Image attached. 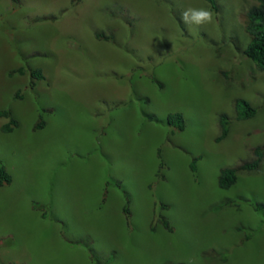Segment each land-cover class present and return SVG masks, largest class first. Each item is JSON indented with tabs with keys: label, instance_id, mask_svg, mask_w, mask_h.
<instances>
[{
	"label": "rangeland",
	"instance_id": "rangeland-1",
	"mask_svg": "<svg viewBox=\"0 0 264 264\" xmlns=\"http://www.w3.org/2000/svg\"><path fill=\"white\" fill-rule=\"evenodd\" d=\"M216 4L0 0V111L19 123L5 134L0 118L12 177L0 188V264H264V71L243 54L254 2ZM190 7L213 21L186 23ZM239 98L254 118L236 119ZM257 149V169L242 170ZM222 168L236 173L229 190ZM157 204L173 232L155 222Z\"/></svg>",
	"mask_w": 264,
	"mask_h": 264
},
{
	"label": "trees",
	"instance_id": "trees-1",
	"mask_svg": "<svg viewBox=\"0 0 264 264\" xmlns=\"http://www.w3.org/2000/svg\"><path fill=\"white\" fill-rule=\"evenodd\" d=\"M207 2L213 11L217 10L216 0H204ZM253 6L247 11L244 20V31L248 37V43L246 48L243 51L244 56L253 62L257 68L261 71H264V0H253ZM98 39H102V35H97ZM26 70L23 67L18 68L17 70L11 71L9 76L12 77L15 74L23 76ZM30 76L35 80H43V75L41 70H34L30 72ZM45 109L41 110L39 114L38 121L33 127L34 131L41 130L45 127L46 123L43 119L42 114L45 113ZM256 111L251 107V105L245 101L244 99H237L235 101V116L238 121H247L255 117ZM0 118L8 119V122L1 127V132L5 134L12 133L16 128H18L19 123L17 120L12 118V113L10 110L0 111ZM166 122L172 129L174 133L183 132L185 130V121L181 113L178 112H169L166 117ZM219 125L221 128V139L225 138L228 135V126L229 120L226 115L222 114L219 116ZM158 157L160 158V152H158ZM254 160L244 163L241 165L242 170L253 171L257 169L261 161V153L260 151H253ZM163 164H161V167ZM190 169L192 172L196 171V161L194 160ZM12 177L7 172L6 167L0 161V187L11 184ZM237 182L236 173L231 168H222L219 171V175L217 178L218 188L221 190H229L231 189ZM106 191V190H105ZM106 192L104 194L105 201ZM129 200L126 199L125 204L123 206V212L126 215L127 219L130 218V210H129ZM251 204V203H250ZM253 209L257 212L261 211L263 205L260 203L251 204ZM226 206H237L236 201L226 202L224 205H220V207L216 208L220 209ZM34 209L37 208L36 205L33 206ZM43 216H45L43 214ZM154 218L155 222L160 223V225L168 232H173V229L169 225L168 220L159 214L158 204L154 208ZM155 225L154 223L150 227V232L154 233Z\"/></svg>",
	"mask_w": 264,
	"mask_h": 264
},
{
	"label": "clouds",
	"instance_id": "clouds-1",
	"mask_svg": "<svg viewBox=\"0 0 264 264\" xmlns=\"http://www.w3.org/2000/svg\"><path fill=\"white\" fill-rule=\"evenodd\" d=\"M182 19L186 23L201 25V24L211 23L213 21V14L210 10L206 8H202V7L201 8H191L190 7L182 12Z\"/></svg>",
	"mask_w": 264,
	"mask_h": 264
},
{
	"label": "crops",
	"instance_id": "crops-1",
	"mask_svg": "<svg viewBox=\"0 0 264 264\" xmlns=\"http://www.w3.org/2000/svg\"><path fill=\"white\" fill-rule=\"evenodd\" d=\"M7 172L10 174V172L7 170ZM11 176V175H10ZM12 183V182H11ZM0 188H2V187H0Z\"/></svg>",
	"mask_w": 264,
	"mask_h": 264
}]
</instances>
